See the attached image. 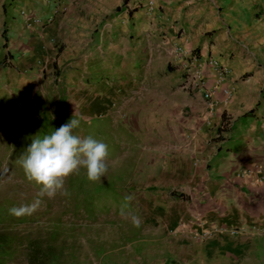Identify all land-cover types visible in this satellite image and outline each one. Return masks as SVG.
<instances>
[{"label": "rangeland", "instance_id": "obj_1", "mask_svg": "<svg viewBox=\"0 0 264 264\" xmlns=\"http://www.w3.org/2000/svg\"><path fill=\"white\" fill-rule=\"evenodd\" d=\"M62 1L60 15L66 12ZM64 38L60 64L53 59L57 67L44 69L37 60L32 74L18 72L15 57L1 54L6 41L0 38V264H170L169 249L178 236L183 239L180 233L194 243L184 229L193 227L195 209L209 194L200 164L218 150L236 149L240 140L231 138L229 121L225 132L216 133L220 114L199 92L180 88L183 66L171 58H107L103 50L98 58L88 41ZM52 45L57 49L59 43ZM115 45L127 48L124 41ZM109 64L112 71L103 73L100 67ZM102 91L109 94L106 104H89L90 93ZM75 101L83 108H75ZM72 118L80 121L75 134L108 145V172L92 182L81 168L66 179V194L42 198L31 216L10 215V208L38 198L20 156L32 139ZM255 145L263 146L264 136ZM121 207L129 218L120 216ZM131 215L139 217L140 227ZM247 238L258 243V262L264 264V233Z\"/></svg>", "mask_w": 264, "mask_h": 264}, {"label": "crops", "instance_id": "obj_2", "mask_svg": "<svg viewBox=\"0 0 264 264\" xmlns=\"http://www.w3.org/2000/svg\"><path fill=\"white\" fill-rule=\"evenodd\" d=\"M134 1L66 0L65 14L58 11L50 16L54 7L46 0H0V38L6 41L0 53L15 57L18 72L32 74L37 60L44 69L53 68V59L60 64V40L71 35L76 41H88L89 52L98 58L103 50L107 58L141 53L149 61L171 58L179 64L174 52L181 48L200 60L210 58L225 66V84L232 92L223 95L221 84L207 105L224 115L231 138L240 143L236 149L218 150V156L200 164L206 168L200 178L209 194L195 209L193 227L184 229L192 232L188 236L194 243L180 233L183 239L177 235L169 259L170 264H259L260 247L247 237L214 234L194 240L192 235L211 228L264 224V145H255L264 136V0H155L150 12L133 10ZM118 7L116 17H104ZM22 10L52 18L41 29L26 30L17 13ZM53 41L59 43L57 49ZM117 41H124L127 48L119 50ZM110 67L100 69L108 73ZM205 79L211 85L215 75L205 69ZM108 95L92 92L89 104H106ZM73 104L83 108L78 101Z\"/></svg>", "mask_w": 264, "mask_h": 264}, {"label": "clouds", "instance_id": "obj_3", "mask_svg": "<svg viewBox=\"0 0 264 264\" xmlns=\"http://www.w3.org/2000/svg\"><path fill=\"white\" fill-rule=\"evenodd\" d=\"M79 126L80 121L72 118L51 134L31 140L19 160L27 181L38 187V198L32 203L10 208V215L16 218L31 216L39 209L42 198L53 199L58 194H66V179L81 168L86 170V177L92 182L100 181L106 175L108 145L91 135L75 134L74 129ZM125 200L131 201L132 197L126 196ZM120 216L127 219L130 213L121 207ZM130 218L134 227H140L139 217L131 215Z\"/></svg>", "mask_w": 264, "mask_h": 264}, {"label": "built area", "instance_id": "obj_4", "mask_svg": "<svg viewBox=\"0 0 264 264\" xmlns=\"http://www.w3.org/2000/svg\"><path fill=\"white\" fill-rule=\"evenodd\" d=\"M48 2L53 3L54 10L52 15L54 16L56 12L60 11V6L62 5V0H46ZM155 4V0H135L133 3V10H144L150 12ZM21 18V25L26 30H33V29H41L47 23L50 22L52 17H49L48 20L41 19L39 16L28 13V12H18ZM175 62L181 64L183 66L182 70V78L180 81V88L186 93H194L199 92L202 98L205 101H208L212 98L215 91L218 87L222 84L223 90L222 93L225 96H229L232 92V89L225 84V78L228 73V70L225 66H219L217 62L213 59H205L200 60L199 58L195 57L194 54L190 52H185L181 48H176L174 52ZM10 61V62H9ZM11 59L6 58L4 63L9 65L11 63ZM205 69H209V71L213 72L215 75L214 82L211 85L206 84L205 79ZM264 100V98H262ZM264 233V224L255 226H237L234 228H211L208 230H203L201 233H195L192 235L194 240H205L211 235H225L229 237H252L256 234H263Z\"/></svg>", "mask_w": 264, "mask_h": 264}, {"label": "trees", "instance_id": "obj_5", "mask_svg": "<svg viewBox=\"0 0 264 264\" xmlns=\"http://www.w3.org/2000/svg\"><path fill=\"white\" fill-rule=\"evenodd\" d=\"M126 1H127V0H123V3L125 4ZM115 10H116L117 12L119 11L118 8H116ZM52 67H53V68L56 67L55 62H53ZM245 116H247V115H245ZM220 120H221V126L218 127V128H217V131H216V133H218V134H222V132H225V131H226V126L228 125V120L224 117L223 114H221V116H220ZM177 196L181 197L180 194H178Z\"/></svg>", "mask_w": 264, "mask_h": 264}]
</instances>
